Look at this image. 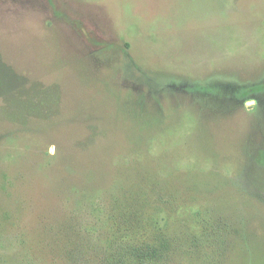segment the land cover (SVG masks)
<instances>
[{"label":"rangeland","instance_id":"1","mask_svg":"<svg viewBox=\"0 0 264 264\" xmlns=\"http://www.w3.org/2000/svg\"><path fill=\"white\" fill-rule=\"evenodd\" d=\"M164 237L264 264V0H0V264Z\"/></svg>","mask_w":264,"mask_h":264},{"label":"trees","instance_id":"2","mask_svg":"<svg viewBox=\"0 0 264 264\" xmlns=\"http://www.w3.org/2000/svg\"><path fill=\"white\" fill-rule=\"evenodd\" d=\"M200 240H192L193 249H197ZM187 250L182 241L176 238L164 237L156 246H131L119 245L111 248V251L103 258L104 264H160L170 261Z\"/></svg>","mask_w":264,"mask_h":264}]
</instances>
